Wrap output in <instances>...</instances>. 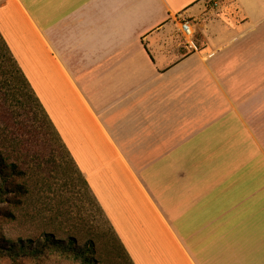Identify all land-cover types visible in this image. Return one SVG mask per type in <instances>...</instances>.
I'll return each instance as SVG.
<instances>
[{
	"label": "crops",
	"instance_id": "obj_1",
	"mask_svg": "<svg viewBox=\"0 0 264 264\" xmlns=\"http://www.w3.org/2000/svg\"><path fill=\"white\" fill-rule=\"evenodd\" d=\"M219 2L0 0L4 40L134 264H264L248 121L264 0Z\"/></svg>",
	"mask_w": 264,
	"mask_h": 264
},
{
	"label": "rangeland",
	"instance_id": "obj_2",
	"mask_svg": "<svg viewBox=\"0 0 264 264\" xmlns=\"http://www.w3.org/2000/svg\"><path fill=\"white\" fill-rule=\"evenodd\" d=\"M220 0H210V5L218 8ZM217 2V3H216ZM219 4V5H218ZM5 68L11 69L9 61ZM15 75V82L23 95L22 83ZM1 86V84H0ZM4 91L0 90V106L5 102ZM25 98V97H24ZM12 103H15L13 101ZM30 127L25 129L23 141L26 143L27 156L26 175L19 179L29 189L28 194L20 196V205L10 202L9 197H15V192L9 194V202L1 205V209H9L16 218L8 221L0 215V245L7 246L8 240L17 241L37 240L45 233H51L58 239H67L76 236L80 244L94 238L97 246L95 254L96 264H128L114 254H124L120 244L114 238L113 228L92 192L86 187L78 168L58 138L56 132L47 127L44 114L36 105L30 102ZM1 108L0 112L8 116L13 137L21 133L19 130L23 118L19 110L7 111ZM16 110V111H15ZM22 111V110H21ZM4 117H0V123ZM248 121L264 144V87L260 89L254 107L248 114ZM34 129L40 136L34 133ZM3 133V131H2ZM2 145V144H1ZM7 154L11 161L21 159L18 146H7ZM116 250L111 253L113 250ZM0 264H14L4 255H0ZM21 264H80L59 254H50L39 261L23 260Z\"/></svg>",
	"mask_w": 264,
	"mask_h": 264
},
{
	"label": "trees",
	"instance_id": "obj_3",
	"mask_svg": "<svg viewBox=\"0 0 264 264\" xmlns=\"http://www.w3.org/2000/svg\"><path fill=\"white\" fill-rule=\"evenodd\" d=\"M9 61L11 64V69L5 68V64ZM16 73L19 77V82L22 83V88L26 91V95L20 91L16 85V78L14 75ZM0 90L5 89L4 96L5 102L1 105V108H7V111H12L17 109L22 115V122L20 123L19 130L21 133L13 137L14 134H10L9 130L12 129L10 125V119L6 117L3 112H0V117H4L0 123V215L4 216L8 221L14 220L16 218L15 213L9 209H1V205L10 202L20 205V196L24 197L28 194L29 189L23 183H19V179L26 175L27 169L25 168L26 161H23L27 152L25 151L26 143L23 141V132L25 129L30 127V102H36V105L41 109L44 114V119L47 121V127L51 128L56 132L58 138L62 141L58 131L56 130L54 124L49 118L46 110L44 109L39 98L34 93L30 82L24 75L22 69L15 60L10 48L8 47L6 41L4 40L0 32ZM25 97V98H24ZM15 101V103H12ZM22 110V111H21ZM16 111V110H15ZM3 131V133H2ZM34 133L40 136L39 132L34 129ZM14 142L18 146V151H20L21 159L16 161H11L10 156L7 154V146L14 145ZM63 143V141H62ZM2 144V145H1ZM65 146V144L63 143ZM66 147V146H65ZM67 149V148H66ZM68 150V149H67ZM69 152V151H68ZM70 154V152H69ZM71 156V155H70ZM72 158V157H71ZM74 162V159L72 158ZM76 165V163L74 162ZM77 167V165H76ZM78 168V167H77ZM80 172V170L78 169ZM86 187L90 190L88 182L84 178L83 174L80 172ZM15 192V197H7L9 194ZM7 196V197H6ZM114 238L117 243L120 244L121 250L124 254H114L115 257L123 259L128 264H134L131 257L129 256L123 243L117 236L114 230ZM7 246L0 245V255L9 257L14 264H21L23 260L39 261L50 254H59L67 259L79 262L80 264H96L97 260L95 257L97 246L94 238L89 239L84 244H80L76 236H70L67 239H58L51 233H45L41 238L37 240H24L19 238L17 241L8 240ZM116 251L115 249L111 252Z\"/></svg>",
	"mask_w": 264,
	"mask_h": 264
},
{
	"label": "built area",
	"instance_id": "obj_4",
	"mask_svg": "<svg viewBox=\"0 0 264 264\" xmlns=\"http://www.w3.org/2000/svg\"><path fill=\"white\" fill-rule=\"evenodd\" d=\"M182 30L185 34V37L188 39H192L195 36V29L191 22L188 20L182 22Z\"/></svg>",
	"mask_w": 264,
	"mask_h": 264
}]
</instances>
